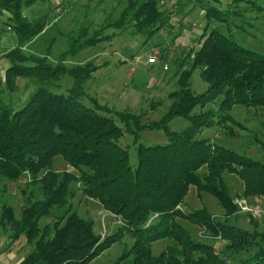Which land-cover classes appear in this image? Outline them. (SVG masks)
Returning <instances> with one entry per match:
<instances>
[{"label":"trees","instance_id":"1","mask_svg":"<svg viewBox=\"0 0 264 264\" xmlns=\"http://www.w3.org/2000/svg\"><path fill=\"white\" fill-rule=\"evenodd\" d=\"M33 1L0 0V13L7 12L5 22L16 40L1 56L7 66L0 73V177L16 180L28 173L27 185L32 187L18 217L0 198V226L7 224L13 231L9 246L23 237L32 247L17 264H87L125 234L132 237V244L114 264H264V228L251 217L250 229L229 220L237 212L223 178L224 172L235 173L243 181L242 195L264 202V152L263 159H254L202 135L216 125L244 127L230 113L234 105L264 107V55L217 27L208 30L206 24L196 46L174 61L177 87L167 94V111L160 120L143 124L144 113L116 111L88 94L85 84L97 66L91 62L69 66L66 58L111 40L116 32H105L108 28L133 27L153 36L169 18L168 12L159 10V0H127L118 18L94 29L88 38L85 28L71 38L55 63L23 50L48 23L46 14L36 19L23 15L22 8ZM243 1L251 10L264 11L255 0H231L234 9L207 5L205 18L227 22L230 16L241 15L236 7ZM49 51L47 47L46 54ZM197 67L206 83L201 92L191 89L189 82ZM64 76L72 78V84L58 91ZM18 77L26 78L34 89L23 103L14 105L3 92L15 91ZM177 116L188 125L173 131L168 123ZM145 128L162 129L167 142L138 143L132 165L119 140L126 131ZM256 139L264 149V131L262 139ZM56 155L72 170H54ZM189 185L214 196L225 217L218 219L204 206L183 209ZM76 191L97 200L118 218L119 226L95 235L92 220L73 206ZM47 217L50 220L42 222ZM180 220L196 224L211 239L220 238L223 249L193 237ZM160 239L168 243L154 255L151 245Z\"/></svg>","mask_w":264,"mask_h":264},{"label":"rangeland","instance_id":"2","mask_svg":"<svg viewBox=\"0 0 264 264\" xmlns=\"http://www.w3.org/2000/svg\"><path fill=\"white\" fill-rule=\"evenodd\" d=\"M255 1L264 6V0ZM166 2L164 5L158 2V8L169 13L168 21L153 36L148 38L144 33L136 32L133 27H126L123 30L108 28L105 32H116L111 40L88 46L66 58V64L69 66L86 62L97 66V69L92 72L91 79L85 84L88 94L97 98L100 104L116 111L144 113L143 124L160 120L167 111L170 104L167 94L177 87L174 61L196 46V39L206 24L208 30L217 27L223 33L230 34L240 45L264 55V11L251 10L249 4L243 1L236 7L241 11L240 16H230L227 22H221L205 18L204 8L211 4L222 9H234L231 0H219V2L215 0H166ZM126 3L127 0H34L29 6L22 8L23 15L29 19H36L46 14L48 23L41 33L25 43L23 50L27 54L46 56L48 60L55 63L58 55L67 48L71 38L78 37L83 28L86 29L85 38H88L93 34L94 29L118 18ZM7 16V12L0 13L1 74L7 66L6 59L1 56L12 49L16 41L13 30L5 22ZM47 47H50L48 54H46ZM153 54H156L158 59L156 63L148 64L146 59ZM200 71L201 67L195 68L189 78L190 87L195 92H201L206 87V83L200 77ZM71 84L72 78L64 76L58 91H64ZM33 89L34 84L26 78L18 77L15 91L12 93L4 91L3 97L6 101L9 100L17 105L23 103ZM153 103L154 106H152ZM230 113L244 127L232 126L229 129L226 125H216L205 128L202 135L254 159H263L264 149L256 138L262 139L264 107L234 105ZM115 119L118 121L117 118ZM187 125L188 121L179 116L172 118L168 123L173 131H180ZM166 142L167 137L162 129L148 128L138 133L126 131L119 140V144L127 148L132 165L137 160L136 145L138 143L153 145ZM52 166L56 171L72 170L64 163L60 155L53 158ZM205 170L203 167L200 172ZM223 178L232 198L243 196L249 201L263 202L258 196L242 195L243 181L235 173L224 172ZM28 181H30L28 173L22 174L16 180L0 177V198L13 207L17 217L20 211L28 205L27 199H30L28 195L32 187L27 185ZM72 202L80 216L92 220L95 235L103 236L111 233L120 224L118 218L108 215V211L103 209L97 200L84 197L79 191H76L72 197ZM203 206L218 219L225 217L224 210L214 196L207 192L199 193L194 185H189L183 209L189 211ZM49 220L50 217H47L42 219V222ZM229 220L247 229L251 228L249 217L242 213L237 212L236 216H230ZM257 221L259 228L263 229L264 220ZM180 222L193 237L215 243L218 251L223 249L222 240L209 238L210 235L207 232L190 221L180 220ZM12 233L9 225L0 226V264H17L32 250L31 245L23 237L9 246ZM132 241V237L125 234L122 239L114 242L87 264H114L121 256L123 249L129 247ZM167 243V239L153 242L152 253L158 255Z\"/></svg>","mask_w":264,"mask_h":264},{"label":"built area","instance_id":"3","mask_svg":"<svg viewBox=\"0 0 264 264\" xmlns=\"http://www.w3.org/2000/svg\"><path fill=\"white\" fill-rule=\"evenodd\" d=\"M161 5L166 4V0H159ZM192 56V55H191ZM156 54L147 57L146 62L148 64H154L157 61ZM232 203L236 207V212L242 213L251 217L255 220H264V202L259 201H249L245 197H235L232 198ZM218 239V238H217ZM220 240V238L218 239Z\"/></svg>","mask_w":264,"mask_h":264},{"label":"crops","instance_id":"4","mask_svg":"<svg viewBox=\"0 0 264 264\" xmlns=\"http://www.w3.org/2000/svg\"><path fill=\"white\" fill-rule=\"evenodd\" d=\"M108 213V215H112L111 213H109V212H107ZM112 216H114V215H112ZM116 219V218H115Z\"/></svg>","mask_w":264,"mask_h":264}]
</instances>
